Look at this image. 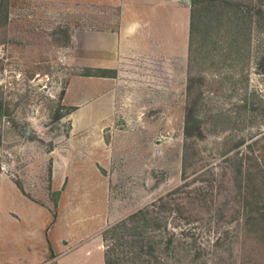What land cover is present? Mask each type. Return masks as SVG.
<instances>
[{"label": "rangeland", "instance_id": "obj_1", "mask_svg": "<svg viewBox=\"0 0 264 264\" xmlns=\"http://www.w3.org/2000/svg\"><path fill=\"white\" fill-rule=\"evenodd\" d=\"M191 4L186 122L93 129L140 132L101 169L95 138L80 140L95 125L67 118L69 81L90 71L67 59L66 14L0 0V183L80 218L81 264H264V0ZM53 156L78 180L61 185L76 204L52 190Z\"/></svg>", "mask_w": 264, "mask_h": 264}, {"label": "crops", "instance_id": "obj_2", "mask_svg": "<svg viewBox=\"0 0 264 264\" xmlns=\"http://www.w3.org/2000/svg\"><path fill=\"white\" fill-rule=\"evenodd\" d=\"M48 2L49 10L66 14L64 19L71 28L67 59L90 71L71 77L65 103L70 107L67 118L72 128L80 123L95 125L80 140L95 138L91 146L101 169L110 167L103 155L116 154L123 147L118 140L139 139L140 132L104 136L93 129L117 123L186 122L191 2L89 0L84 7L82 0ZM80 140L71 137L73 148ZM64 165L53 156L51 187L61 191L60 206L81 201L69 195L68 189L61 190L66 182L70 188L78 183ZM27 192L26 182L20 185L11 179L0 183V264H81V219L61 211L54 216L48 205L35 203ZM65 224L74 228L64 231Z\"/></svg>", "mask_w": 264, "mask_h": 264}, {"label": "trees", "instance_id": "obj_3", "mask_svg": "<svg viewBox=\"0 0 264 264\" xmlns=\"http://www.w3.org/2000/svg\"><path fill=\"white\" fill-rule=\"evenodd\" d=\"M193 18H194V16L192 15V29H193V22H194V21H193ZM127 224H128V223H127ZM106 264H109V261H107Z\"/></svg>", "mask_w": 264, "mask_h": 264}, {"label": "water", "instance_id": "obj_4", "mask_svg": "<svg viewBox=\"0 0 264 264\" xmlns=\"http://www.w3.org/2000/svg\"><path fill=\"white\" fill-rule=\"evenodd\" d=\"M191 2V0H188V3H190Z\"/></svg>", "mask_w": 264, "mask_h": 264}]
</instances>
